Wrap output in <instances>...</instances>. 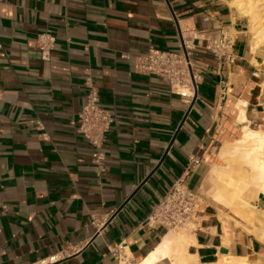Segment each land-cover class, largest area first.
<instances>
[{"label": "crops", "instance_id": "0c3cea01", "mask_svg": "<svg viewBox=\"0 0 264 264\" xmlns=\"http://www.w3.org/2000/svg\"><path fill=\"white\" fill-rule=\"evenodd\" d=\"M223 31L236 38L233 63L206 49ZM189 33L200 39L197 98L138 190L195 91L182 97L166 80L139 74L137 59L179 51ZM47 34L55 42L44 58ZM255 43L227 0H0V264H178V253L160 246L173 230L147 222L178 180L199 204L185 230L187 254L198 256L190 264L261 256V222L235 215L208 181L213 165H224L225 144L245 127L264 132V44ZM90 87L117 120L100 172L72 126ZM259 196L251 202L262 220Z\"/></svg>", "mask_w": 264, "mask_h": 264}, {"label": "built area", "instance_id": "2783aa9c", "mask_svg": "<svg viewBox=\"0 0 264 264\" xmlns=\"http://www.w3.org/2000/svg\"><path fill=\"white\" fill-rule=\"evenodd\" d=\"M46 37L40 47L44 58L49 56L55 42L51 35L47 34ZM199 40L195 34H183V43L177 52L150 49L145 55L138 57V73L164 79L176 94L186 98L193 97L186 96L180 90L193 91L194 95V82L197 84L198 76L201 74L196 70L192 57L197 49L195 42ZM235 43V36L223 31L215 40L208 42L206 49L219 61L233 63ZM116 122L114 114L100 107V96L95 88L90 87L86 104L82 111L75 115L72 126L93 148V162L99 172L103 171L104 167L103 149L107 134ZM198 164L199 160H194L191 167ZM198 207L197 196L184 180H178L166 197L151 208L147 222L153 225L160 224L171 230H188L196 218ZM51 260L57 259L53 257Z\"/></svg>", "mask_w": 264, "mask_h": 264}, {"label": "bare ground", "instance_id": "6f19581e", "mask_svg": "<svg viewBox=\"0 0 264 264\" xmlns=\"http://www.w3.org/2000/svg\"><path fill=\"white\" fill-rule=\"evenodd\" d=\"M227 1L230 3V6L235 7L238 13L248 20L251 27V33L253 34L254 40L256 42V48L263 45L264 6L261 4L263 3V1ZM180 92L184 93L186 96H193V91L180 90ZM220 155L221 157L225 158L229 157V159L226 160L225 165H213V171L211 175L209 173V180L207 179L213 185V190L211 189V185L209 184L210 186H208L210 189L208 191L210 192L212 190L210 193L215 199H217L229 209H232L236 213L235 215L238 214L246 222L252 223V225L253 222L256 220L261 222L262 228H254V234L256 235L258 240L260 239L261 241H264V222L262 221L264 220V218H262V220H260L261 218H258V214L260 213V211L251 202L252 200L256 199L259 195H264V132L260 130H252L248 127H245L243 129V136L234 143L225 144L221 149ZM235 165L241 169L247 168V172H244L243 169L240 171H233ZM208 181L205 182L208 183ZM260 205L261 204H259L258 206L260 207ZM186 236L187 233L185 230H173L170 232L167 238L165 237V242L162 243L164 245H160L163 247L168 246L170 248L169 251L172 250L178 253V264H190L191 262L196 261V258H198V256L195 257L194 255L191 256L187 254L186 241L188 239L186 238ZM189 237H193L191 233ZM190 241L191 242H188L189 244L193 243V239H191ZM193 244L195 245V243ZM159 251L162 252L163 249H159ZM157 253L152 254L157 255ZM166 255L167 254L163 256L165 257ZM153 261L155 260L153 259ZM262 261L257 262H259V264H264V262ZM215 264L249 263L245 260V258L220 256L219 261Z\"/></svg>", "mask_w": 264, "mask_h": 264}, {"label": "water", "instance_id": "95a60500", "mask_svg": "<svg viewBox=\"0 0 264 264\" xmlns=\"http://www.w3.org/2000/svg\"><path fill=\"white\" fill-rule=\"evenodd\" d=\"M181 39H182V35H181ZM182 41V40H181ZM183 43V42H182ZM194 87H195V95H194V99H193V101H192V103H191V105H190V107H189V109H188V112L186 113V115H185V117H184V119H183V121H182V123H181V125H180V127H179V129H178V131L176 132V134L174 135V137H173V139H172V141H171V143H170V145L168 146V149H167V151H166V153H165V155H164V157L162 158V160L160 161V163H159V165H158V167L151 173V175L148 177V179L140 186V188L138 189V190H140L141 188H142V186L150 179V177L157 171V169L162 165V163L164 162V160H165V158H166V156H167V154H168V152H169V150L172 148V145H173V143H174V141H175V139H176V137H177V134H178V132L181 130V128H182V126H183V124H184V122L186 121V119H187V117H188V115H189V113H190V111H191V109H192V107H193V105L195 104V101H196V98H197V84H196V82H194ZM138 191H136L135 193H134V195L137 193ZM133 195V196H134ZM132 196V197H133ZM131 197V198H132ZM131 198L129 199V200H131ZM129 202V201H128ZM127 203H125L121 208H120V210L118 211V213L125 207V205H126ZM222 253H227V251L226 250H224V249H222V251H221Z\"/></svg>", "mask_w": 264, "mask_h": 264}, {"label": "rangeland", "instance_id": "374dc122", "mask_svg": "<svg viewBox=\"0 0 264 264\" xmlns=\"http://www.w3.org/2000/svg\"><path fill=\"white\" fill-rule=\"evenodd\" d=\"M263 1V3H261L263 6H264V0H261L260 2H262ZM262 7V6H261ZM247 23H248V26H249V29H250V31H251V27H250V24H249V22H248V20H247ZM223 158V160H224V165H225V162H226V160L227 159H229V157H227V158H225V157H222ZM231 158V157H230ZM243 169V171L244 172H247V168H242ZM241 168H239V167H237L236 165L234 166V168H233V171H240V170H242ZM192 227V226H191ZM262 252H264V251H262ZM256 258V259H255ZM261 258V259H260ZM249 264H259V262L260 261H262V262H264V253H262L261 254V256H254V257H252V258H246L245 259ZM257 261H259V262H257Z\"/></svg>", "mask_w": 264, "mask_h": 264}]
</instances>
